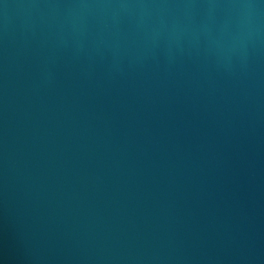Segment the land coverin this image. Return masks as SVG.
<instances>
[{"label":"water","instance_id":"1","mask_svg":"<svg viewBox=\"0 0 264 264\" xmlns=\"http://www.w3.org/2000/svg\"><path fill=\"white\" fill-rule=\"evenodd\" d=\"M0 264H264V0H0Z\"/></svg>","mask_w":264,"mask_h":264}]
</instances>
